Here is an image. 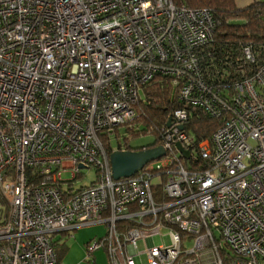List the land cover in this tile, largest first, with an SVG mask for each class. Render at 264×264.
Returning <instances> with one entry per match:
<instances>
[{"label": "built area", "instance_id": "1", "mask_svg": "<svg viewBox=\"0 0 264 264\" xmlns=\"http://www.w3.org/2000/svg\"><path fill=\"white\" fill-rule=\"evenodd\" d=\"M215 27L172 0H0V264H55L57 232L99 223L86 254L109 264H264V58L243 45L222 67ZM164 79L170 124L133 146L137 104ZM198 112L221 124L196 143L184 125ZM157 145L113 179L112 151Z\"/></svg>", "mask_w": 264, "mask_h": 264}, {"label": "trees", "instance_id": "2", "mask_svg": "<svg viewBox=\"0 0 264 264\" xmlns=\"http://www.w3.org/2000/svg\"><path fill=\"white\" fill-rule=\"evenodd\" d=\"M172 1L177 5L204 8L211 12L216 27L207 52L222 67L232 64L243 45H250L264 58V0H252L244 6L238 5L237 0ZM144 93V101L137 104L138 117L135 123L140 126L136 132H132L135 133L134 137L147 132L159 135L160 130L166 126L168 115L175 107L166 79L150 83L145 87ZM220 124L219 119L198 112L184 126L195 136L198 143L210 138ZM157 143L158 139L152 144ZM55 264H58L57 257Z\"/></svg>", "mask_w": 264, "mask_h": 264}, {"label": "crops", "instance_id": "3", "mask_svg": "<svg viewBox=\"0 0 264 264\" xmlns=\"http://www.w3.org/2000/svg\"><path fill=\"white\" fill-rule=\"evenodd\" d=\"M250 1L252 0H237V4L244 6ZM77 228L63 230L54 235L53 247L58 264H109L108 256L103 248L96 249L91 257H87L86 254L85 244L94 237L102 236L103 232L99 231L101 229L95 226L88 229Z\"/></svg>", "mask_w": 264, "mask_h": 264}, {"label": "water", "instance_id": "4", "mask_svg": "<svg viewBox=\"0 0 264 264\" xmlns=\"http://www.w3.org/2000/svg\"><path fill=\"white\" fill-rule=\"evenodd\" d=\"M169 124L170 119L166 125ZM177 148L185 158L189 157V151L184 150L180 144H177ZM164 154L165 150L162 145L144 149L114 150L109 154L112 177L115 180L130 177L137 173L145 164L162 157Z\"/></svg>", "mask_w": 264, "mask_h": 264}, {"label": "rangeland", "instance_id": "5", "mask_svg": "<svg viewBox=\"0 0 264 264\" xmlns=\"http://www.w3.org/2000/svg\"><path fill=\"white\" fill-rule=\"evenodd\" d=\"M168 83V81H167ZM150 85V84H149ZM148 85V86H149ZM147 86V87H148ZM168 86H169V83H168ZM168 90L171 92V88L170 86L168 87ZM145 91V89H144ZM172 97V96H171ZM139 124V123H138ZM140 126V124H139ZM134 134H131V136L133 137L131 139V144L133 146H142V145H147V144H152V143H155V141L158 139V134H153L151 132H147V133H142L141 135H138L136 137H134ZM112 144L113 145H116V141L113 140L112 141ZM83 173L85 174V176L81 179H77L75 182H76V185H87L89 184L91 181L95 180L96 178V173H95V170L93 168H88V169H84L83 170ZM63 178H70V175L68 173H64L62 175ZM9 210V201L7 199V197L0 191V219L5 215L7 214ZM95 227H99L101 230H99L102 234H105V231H106V225L103 224V223H99L98 225H94ZM94 226H82L81 228H77V229H88V228H92ZM98 228V229H99ZM167 230L163 229L161 230V234H164L162 237H160L159 235H154L152 237H148L146 242L149 246L153 245V244H160L162 241L165 242V243H168L169 239H168V236L165 234ZM137 247L138 249H142L143 248V244L142 242H137ZM107 254V253H106ZM142 261L145 262V258L142 257Z\"/></svg>", "mask_w": 264, "mask_h": 264}]
</instances>
